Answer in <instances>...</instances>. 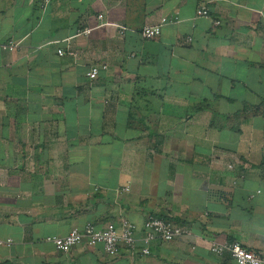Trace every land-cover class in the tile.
<instances>
[{
    "label": "crops",
    "instance_id": "1",
    "mask_svg": "<svg viewBox=\"0 0 264 264\" xmlns=\"http://www.w3.org/2000/svg\"><path fill=\"white\" fill-rule=\"evenodd\" d=\"M172 14L181 21L142 36ZM9 41L0 264H235L211 251L233 241L264 254V0H0ZM94 65L107 67L91 80ZM149 215L189 233L115 258L46 240L125 218L140 249Z\"/></svg>",
    "mask_w": 264,
    "mask_h": 264
},
{
    "label": "built area",
    "instance_id": "2",
    "mask_svg": "<svg viewBox=\"0 0 264 264\" xmlns=\"http://www.w3.org/2000/svg\"><path fill=\"white\" fill-rule=\"evenodd\" d=\"M103 18V15L99 16ZM196 17H210V10L208 7L203 6L197 9ZM181 19L178 15L163 16L157 24L146 25L142 29V36L145 39L151 40L157 38L165 25L174 24L180 22ZM215 25H220V20L214 21ZM125 29L124 26H122ZM85 33H89L90 30H85ZM0 47L6 51H15L19 47V43L9 41L7 43H1ZM59 55H63L62 49L58 50ZM107 66L94 65L87 72V76L93 80L99 75L101 68ZM123 191H129V187L123 189ZM261 190H257L256 193H260ZM255 194H251L253 198ZM144 236L142 241L143 247L139 249L137 232L139 227L132 221L123 218L119 226L108 225L105 228H98L94 223L88 222L83 227H74L66 236H48L46 240L55 245L56 249L63 253H69L71 249L84 243L88 247L102 244L106 254L115 258L118 256L121 247H125L129 252H140L141 255L150 254V245L157 240L163 242L173 241L184 234L189 233V229L177 224L173 218L157 215H149L143 224ZM1 244L11 245L12 240L8 239L0 241ZM211 251L217 255H222L225 252H229L235 261V264H264V254L256 253L242 246L238 242H225V243H213L211 245Z\"/></svg>",
    "mask_w": 264,
    "mask_h": 264
}]
</instances>
